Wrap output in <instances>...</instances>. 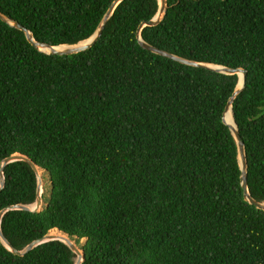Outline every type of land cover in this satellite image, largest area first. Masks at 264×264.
<instances>
[{
	"label": "trees",
	"instance_id": "obj_1",
	"mask_svg": "<svg viewBox=\"0 0 264 264\" xmlns=\"http://www.w3.org/2000/svg\"><path fill=\"white\" fill-rule=\"evenodd\" d=\"M114 0H0L36 42L77 45ZM142 39L198 62L247 71L233 103L248 190L264 203V0H167ZM158 0H124L89 50L46 55L0 20V163L13 154L48 175L41 212L9 211L5 239L22 251L58 230L82 264H264V211L245 201L236 141L223 113L238 75L144 50L136 33ZM0 212L32 206L25 162L4 169ZM61 241L20 257L0 240V264H75Z\"/></svg>",
	"mask_w": 264,
	"mask_h": 264
},
{
	"label": "water",
	"instance_id": "obj_2",
	"mask_svg": "<svg viewBox=\"0 0 264 264\" xmlns=\"http://www.w3.org/2000/svg\"><path fill=\"white\" fill-rule=\"evenodd\" d=\"M122 1H124V0H114V2L111 4L108 11L106 12L103 20L101 21L98 29L88 40L80 42L79 44L72 45V46H70V45L50 46L48 44L36 42L34 37H33V34L28 29H26L25 27L20 25L18 22L8 19L1 12H0V20L4 23L8 24L10 27L23 32L25 34V37H26L27 41L29 42V44H31L36 50H38V51H40L46 55L72 56V55H77L79 53H82V52H85V51L91 49L98 42V40L102 36L104 29L107 26L109 20L111 19L112 15L114 13V10ZM158 3H159V9H158L156 16L153 19H151L150 21H146V22L141 23L137 29L136 37H137L138 43L140 44V46L144 50L149 51L155 55H158V56H161L164 58H168L170 60H173L175 62H178V63L186 65V66H191V67H195V68H202V69L214 71L216 73L225 74V75H238V77H239L240 73L243 74L242 85H240V78H239L236 89L234 90L233 94L231 95V97L228 100V103H227L226 108H225L224 113H223V122L229 127V129H230V131H231V133H232V135L236 141V145H237V149H238V159H239L240 170H241L240 180H241V187L243 189L244 199L246 202H248L250 205L254 206L256 209L264 211V203H260V202H257L256 200H254L252 198V196L250 195L249 190H248V180H247L248 164H247L246 148H245V144L242 141V138L240 136L237 124H236L234 118H233V120H234L235 127L230 126L225 120L226 114L229 112V110H231L232 115H233V110H232L233 103H234L236 97L244 89L247 71L245 69H242V68L232 69V68H228V67L218 66L215 64L198 63V62L190 61V60L184 59L182 57L176 56L174 54H171L169 52H166L164 50L158 49V48L146 43L141 37L142 29L144 27H156L159 24H161L162 20L164 19L165 14H166V10L168 8L167 0H158ZM15 162H25L35 172V174L37 176V180H38L37 197H36V202L34 204V208H31V206H28V205L16 204V205L8 206L7 208L3 209L0 212V240L2 241V243L5 245V247L9 251H11L12 253H14L15 255L20 256V257L25 256L27 253L32 251L34 248H36L37 246L42 245L44 243H47L50 241H61V242L65 243L71 249V251L76 255L75 264H82L85 260L84 251L81 249V247H79V245L76 244V242L74 240H72L71 238H69L67 235H65L63 233L62 234L64 236H66L67 238L56 236V235L52 234V231H51L50 233L45 235L43 238L30 243L22 251H18L16 249H14L9 244V242L5 239V237L3 236L2 231H1V221H2L3 216L7 212H9V211L41 212L42 206L44 205V201H43L42 194H41V184L43 183V178L40 177L39 170H38L39 168L35 165V163L31 159H29L26 156L20 155V154H13V155L5 158L0 163V191L5 186V178H4L5 167L7 165L15 163ZM44 207H47V205H45ZM54 231L59 232L58 230H54ZM59 233H61V232H59Z\"/></svg>",
	"mask_w": 264,
	"mask_h": 264
},
{
	"label": "bare ground",
	"instance_id": "obj_3",
	"mask_svg": "<svg viewBox=\"0 0 264 264\" xmlns=\"http://www.w3.org/2000/svg\"><path fill=\"white\" fill-rule=\"evenodd\" d=\"M239 78H240V85H242V82H243V74L242 73L239 74ZM225 120L230 126L235 127L231 110H229V112L226 114ZM38 170H39L40 177L43 178V171H41L40 169H38ZM42 193H43V187L41 186V194ZM32 206H34V205H32ZM52 234L59 236V237L67 238L62 233H59V232L52 231Z\"/></svg>",
	"mask_w": 264,
	"mask_h": 264
},
{
	"label": "rangeland",
	"instance_id": "obj_4",
	"mask_svg": "<svg viewBox=\"0 0 264 264\" xmlns=\"http://www.w3.org/2000/svg\"><path fill=\"white\" fill-rule=\"evenodd\" d=\"M41 186L43 187V193H42V198L44 201V205L42 206V209H43L45 206V199H47L49 195V187H50L48 175L44 171H43V183L41 184ZM31 208H34V206H31ZM83 243H84V240L80 241L79 247H81Z\"/></svg>",
	"mask_w": 264,
	"mask_h": 264
}]
</instances>
